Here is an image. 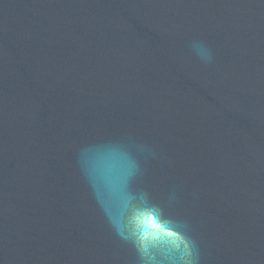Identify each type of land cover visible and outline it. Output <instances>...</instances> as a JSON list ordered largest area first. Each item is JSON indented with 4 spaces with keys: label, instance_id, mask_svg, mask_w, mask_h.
<instances>
[{
    "label": "water",
    "instance_id": "1",
    "mask_svg": "<svg viewBox=\"0 0 264 264\" xmlns=\"http://www.w3.org/2000/svg\"><path fill=\"white\" fill-rule=\"evenodd\" d=\"M0 264H264V0H0Z\"/></svg>",
    "mask_w": 264,
    "mask_h": 264
}]
</instances>
